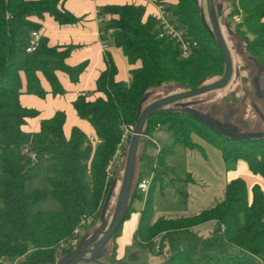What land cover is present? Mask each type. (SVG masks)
<instances>
[{
  "label": "trees",
  "instance_id": "1",
  "mask_svg": "<svg viewBox=\"0 0 264 264\" xmlns=\"http://www.w3.org/2000/svg\"><path fill=\"white\" fill-rule=\"evenodd\" d=\"M156 1L166 6L171 13L170 20L198 44L184 57L175 39L159 36L158 17L149 15L144 20V6L134 3L106 6L100 23V29L106 34L101 37L122 48L132 67L129 81L117 80V66L111 53L106 51L107 69L99 86L104 95L87 99L81 94L74 100L79 115L88 119L102 138L94 146L78 126L72 128L69 137L65 134L66 112L63 110L41 120L38 139H31L23 128L26 118L39 112L20 102L21 70L26 75V91L44 96L47 90L41 84L38 71L50 81L54 93H62L65 88L56 70L67 71L73 81H77L86 66V62L68 65L65 57L70 48L48 47L45 35L37 49L26 51L33 29L41 26L30 17H41L49 12L62 23L74 22L76 17L60 9L59 0H0V258L23 257L20 264H56L61 257L73 252L75 246L71 240L81 235L76 234L75 229L83 226V216L101 217L110 199L117 175L116 171L109 175L106 168L120 142L122 123L135 126L139 109L145 108L144 102L150 97L149 103L162 97L161 88L163 92H168V86H182L187 90L200 86L209 75L219 78L224 73L225 57L198 0ZM240 8L244 18L234 23L230 21V27L243 40L244 51L255 56L264 72V0H239L230 16L240 13ZM160 126L174 131L175 142L191 147L196 145L191 137L195 132L222 150L228 167L244 159L252 172L264 177V134L230 137L188 111L163 108L147 118L143 134L152 135ZM26 144L37 155L46 157L48 180L53 195L62 205L60 211L35 208L45 192H30L26 188L27 180L39 174L24 150ZM169 150L170 146L160 150L158 162L162 166H166ZM156 177L151 181L141 210L136 230L138 243L153 249L154 239L161 233L167 237L216 220L223 225L222 236L226 243L243 249L244 253L224 251L211 255L205 263L180 250L162 261L148 264H257L252 254L264 264V190L259 184H254L250 191L243 177L232 178L226 184L224 197L216 204L191 215H161L155 219ZM138 180L136 178V183L132 184L124 220L137 197ZM124 220L114 238L121 232ZM0 264L6 263L1 261Z\"/></svg>",
  "mask_w": 264,
  "mask_h": 264
},
{
  "label": "rangeland",
  "instance_id": "2",
  "mask_svg": "<svg viewBox=\"0 0 264 264\" xmlns=\"http://www.w3.org/2000/svg\"><path fill=\"white\" fill-rule=\"evenodd\" d=\"M214 2L220 21V26L227 41L233 62V73L231 79L224 86L172 100L164 104L162 108L181 109L189 112L198 111L217 121L223 131H231L237 135H263L264 116L261 114L256 115L254 99L257 98L258 100L259 98L257 95L258 93L255 92V84L260 85L262 83V80H264V73L262 74V70L258 65V61L255 56H250L244 51L243 40L240 38V36L234 33L230 27V21L233 23L236 22L233 20L234 15L230 16V13L235 9L236 5H239V0H214ZM198 3L203 14L206 16V19L210 24H212L208 0H198ZM240 11L241 12L239 14L242 20L245 14L241 8ZM104 49L106 48L104 47ZM20 73L21 77L23 73L25 74L23 70H21ZM216 79H218V76L209 75L202 80L201 85L209 84ZM250 79L258 80L257 83L254 84L253 90L251 89V86L248 85L251 81ZM168 88V92H163L164 89H160V94L162 93V97L184 91L182 86H168ZM151 98L152 97L144 102V106L149 104L148 101L151 100ZM33 135L36 136H32L30 134L31 139H38L40 136V134L37 133H33ZM129 143L130 136L128 143L126 141V144L123 148L124 155L115 170V175L117 176L115 177L105 214L103 216L101 215L99 218H94L92 222L86 223L83 226V233L79 236L80 238L77 236L79 238V243L76 244L75 249L83 239L85 242L84 249L93 247L95 243L102 238L106 230L109 229L113 221L117 200L120 197L124 183ZM176 145L177 149L173 153L169 150L166 154V163L168 164L167 166H170L171 169H173L172 166H174V171L169 172L165 176V179L157 178L155 181V189L153 191L154 207L156 208L157 212L160 211V213H163L167 216L192 214L197 211L198 207H200L198 204L192 203L190 199L183 197L178 190H187L192 194L193 190L188 188L191 186V183L188 185L186 182H183L182 184H179L178 182H175L174 184L172 182V176L178 177L179 175H185L186 171L189 170L188 164L192 160L187 154L189 149L180 142H175V135L172 129L163 127L161 129L155 130L154 135L143 134L141 136L137 149L133 177L134 184L136 183V178L139 179L138 181H140L142 178L152 179L154 177L155 165H157L156 172L161 171L165 175L164 166L158 162L160 150L163 146H170L174 148ZM171 153L172 156L169 157ZM47 165L48 162L46 157L36 154V158L33 161V166L39 171V174L34 178L27 180L26 188L30 192L37 190H43L45 192V196L36 203V209H41L43 211H60L62 209V205L51 191V185L48 180L49 173ZM235 167L236 164H232L229 168L234 169ZM137 173L141 174L142 176L138 175ZM214 188H217L215 184ZM132 192L133 190H131V193ZM139 193H141V195ZM146 197L147 193L141 192V190L137 191V197L133 201L132 210L134 212H141L143 206L145 205ZM214 201H219V198L216 197V194L213 197L212 203H215ZM220 228L221 226L218 224L214 232V237L209 239L207 243L202 244V250L205 254H207V256L205 255L202 257L195 254L197 251L196 247L199 245V235L196 232H193L171 237L167 236L168 241H166V247L169 248V251L165 252L166 257H169L175 254L177 251H180L176 245L179 246V244L182 243L186 244L184 248L194 260L207 263L206 260H208V258L211 256L210 253L213 254V249L215 246L221 243L220 234H218ZM115 238L114 236H111V238H109V240L103 245L94 259L79 260L74 264H148L151 261V256L158 253L157 251H152L147 246L134 245L132 248L126 251V253L122 255L121 258H117V246L114 243ZM159 244L156 246L159 247ZM160 250L161 247H159L158 251ZM231 251L244 253V251H242L240 248ZM22 258L23 257L10 259L1 257L0 262L4 261L6 264H20V260ZM256 263L261 264L257 259Z\"/></svg>",
  "mask_w": 264,
  "mask_h": 264
},
{
  "label": "crops",
  "instance_id": "3",
  "mask_svg": "<svg viewBox=\"0 0 264 264\" xmlns=\"http://www.w3.org/2000/svg\"><path fill=\"white\" fill-rule=\"evenodd\" d=\"M125 3H134L144 6V20H146L149 15L156 17L161 16L160 4L156 0H59V8L73 14L76 17V21L62 23L49 12H45L41 17L38 15H32L30 17L32 20L40 23V30L48 39V47H54L58 50H64L68 47L70 48L68 55L65 57V62L68 65L76 66L86 62V66L80 73L77 81H73L67 71L62 69L56 70L57 77L65 88V92L62 93H54L52 91L51 83L42 71H38V76L40 77L42 86L47 90L46 94L41 96L36 93L27 92L26 75L24 73L22 74L23 92L20 95V102L24 107L33 108L39 112L36 115L28 116L26 122L23 124V128L32 136H36L33 135V133L40 134L41 120L43 118L51 117L57 110H63L66 112L64 132L68 137L74 126L80 127L87 133V135L96 132L92 123L88 119L79 115L74 106V100L81 94L86 95L87 99H95L99 95H104L103 91L99 89V86L102 83L103 74L107 69L106 51L111 53L117 66V80H130V69L132 64L129 63L122 48L111 42L110 46L106 48L107 50L104 49L100 34L101 12L105 11L106 6L108 5ZM258 65L260 66L259 63ZM261 70L263 74V69L261 68ZM257 81L258 80L248 81V85L251 86L252 90ZM255 92H257V95L259 96L258 100L257 98L254 99L255 113L256 115L261 114L264 116V80H262L260 85L255 84ZM163 127L165 126H160L157 129ZM154 132L152 135H154ZM191 137L196 144L194 147L180 142L188 148L189 151H195H188L187 153L192 159L188 164L189 170L186 171L185 175H179L178 177H171L170 175V177L174 184L175 182H178L179 184L186 182L188 185L191 183V186L188 188L193 190L192 194L187 190H178L183 197L190 199L192 203L200 206L195 213L216 204L218 201L212 203L215 194L216 197L221 200L225 195L226 184L232 178L238 176L243 177L246 180L250 191L254 184H259L264 190V177L252 172L248 163L244 159H239L236 163V167L230 169L223 156L222 150L218 146L195 132L192 133ZM176 149L177 145L174 146V148L171 147L170 151L173 153ZM172 153L169 157L172 156ZM167 165L168 164L166 163V166H164L165 175L161 171L156 172L157 165L154 166V176H157L156 179H165V176L169 172L174 171V166H172L173 169H171L170 166ZM214 184L217 188H214ZM161 215L165 217H178L174 215H164L163 213H160V211L157 212L155 208L154 218L156 219ZM140 216L141 212H134L131 210L129 216L124 220L122 230L119 235L116 236L114 241L117 246V258H121V256L134 245H142L137 242L138 239L136 238V230L139 225ZM218 224L219 223L216 220H209L191 227L188 232L179 231L170 235V237L196 232L199 235V245L196 247L197 251L195 254L202 257L205 255L207 256L202 250V244L207 243L209 239L214 237V232ZM220 226L221 228L218 234H220L221 243L215 246L213 254H220L224 251L239 249V247L236 248V246L234 247L226 243L222 236L223 225ZM164 235L165 233H161L155 237V246L160 243L159 247H161V250L158 251L159 249L157 250L156 248L151 249L158 253L151 256L150 263L159 262L166 258L165 252L169 251V248L166 247L168 237H165ZM185 246L186 244L182 243L179 244V246L176 245L180 250H186L184 248ZM241 250L243 251V249ZM210 254L213 255L212 253ZM252 255L262 263V260L258 256L256 257L254 254Z\"/></svg>",
  "mask_w": 264,
  "mask_h": 264
},
{
  "label": "water",
  "instance_id": "4",
  "mask_svg": "<svg viewBox=\"0 0 264 264\" xmlns=\"http://www.w3.org/2000/svg\"><path fill=\"white\" fill-rule=\"evenodd\" d=\"M208 7H209V13H210L212 24H209L207 22V19H206V22L208 23L210 31L216 37L219 47L225 57L226 67H225L224 73L222 74L221 77H219L218 79H216L215 81L209 84L200 85L195 88L187 89V90L177 92L175 94H171L165 97H160L152 101L151 103H149L144 109L142 108L139 109V117L136 122V125L134 126V131L132 134L129 151L127 155V164H126V169H125L124 183H123L120 197L117 202L113 221L109 229L106 230L102 238L98 240L93 247L84 249L85 242L83 239L73 252L61 257L56 264H74L75 262L79 260L94 259L97 253L103 247V245L109 240V238H111V236H114L118 226L124 220L125 213H126V210L129 204L130 191L132 189V184H133L138 144H139L140 136L143 134V126L147 118L155 111L162 109V106L166 104L167 102H170L178 98L190 96V95H195V94H198V93H201L207 90H211L214 88H218V87L224 86L230 81L232 73H233V62H232V58H231V54H230L227 41L224 37V34L220 26V21L218 18V13H217L214 0H208ZM260 68H262L261 65H260ZM190 113L193 116H195L197 119L208 124L212 128L225 133L226 135L230 137L243 138L247 136H252V135H237L231 131H223L220 125L218 124V122L213 120L211 117L203 113H200L198 111H194ZM108 201L106 202V206L104 207L102 216L106 212Z\"/></svg>",
  "mask_w": 264,
  "mask_h": 264
},
{
  "label": "built area",
  "instance_id": "5",
  "mask_svg": "<svg viewBox=\"0 0 264 264\" xmlns=\"http://www.w3.org/2000/svg\"><path fill=\"white\" fill-rule=\"evenodd\" d=\"M159 6H160V12H161V16L158 17V19H159L158 26L160 27L159 28V36L171 37V38L175 39L181 48L182 56L188 57L190 55L192 47L197 46V44H198L197 41L194 39L188 38V36L186 34H184V30L181 27L176 26L174 24V22L170 20L171 13L166 8V6L161 5V4ZM240 19H241V16L239 13H236L233 16L234 21H238ZM100 34L102 36L106 33L104 30L100 29ZM42 36H43V33L40 29H33L31 38H30L29 43L26 47L27 51L31 52V51L37 49V47L40 44V40H41ZM102 43H103L105 48H108L110 46V43L106 38H104V39L102 38ZM122 129H123V132H122L121 140L118 143L116 151L114 152L113 156L109 160V163H108L107 168H106L109 175L113 174L115 172L119 162L121 161V159L124 155V151H123L124 145L126 144V141L128 143L129 136L130 137L132 136L133 131H134V126L130 125L126 122H123L122 123ZM88 138L94 146H96L99 142L102 141V138H100L96 132L89 134ZM24 150L29 155L30 159L32 161H34V159L36 158V153L31 148V146L29 144H26L24 147ZM150 184H151L150 178H142L140 181H138L136 187L138 190H141V192L148 193L149 188H150ZM94 218H95V216H93V215H84L83 219H82L83 226L86 223L92 222L94 220ZM83 226L75 229L76 234L79 235V234L83 233ZM78 237H75L74 239L72 238V240H71L72 246H76V244L79 243L80 237L79 238ZM61 245L64 246L65 243L62 242ZM155 248L157 250L159 249L158 246H156Z\"/></svg>",
  "mask_w": 264,
  "mask_h": 264
}]
</instances>
